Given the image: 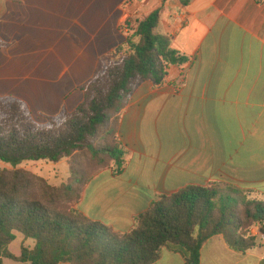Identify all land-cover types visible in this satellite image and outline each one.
Wrapping results in <instances>:
<instances>
[{"label": "crops", "instance_id": "obj_1", "mask_svg": "<svg viewBox=\"0 0 264 264\" xmlns=\"http://www.w3.org/2000/svg\"><path fill=\"white\" fill-rule=\"evenodd\" d=\"M156 11V32L187 60L136 87L120 114L119 173L101 171L76 206L117 233L187 186L221 184L264 201V0H0V97L25 103L41 124L79 106L86 85L125 49L126 15L140 23ZM27 243L17 235L8 250L19 256ZM155 264L183 261L163 251ZM199 264H264V251L237 253L214 236Z\"/></svg>", "mask_w": 264, "mask_h": 264}, {"label": "trees", "instance_id": "obj_2", "mask_svg": "<svg viewBox=\"0 0 264 264\" xmlns=\"http://www.w3.org/2000/svg\"><path fill=\"white\" fill-rule=\"evenodd\" d=\"M159 12L133 23L125 49L112 55L84 89V100L36 123L28 106L0 97V163L67 161L70 177L53 187L29 172L0 170V264H155L163 251L183 264H199L202 247L221 236L230 250L257 246L251 230L264 237V201L221 184L187 186L159 196L135 218L128 233L82 215L76 206L85 187L114 165L119 173L125 150L117 132L120 114L136 87L160 83L171 65H182L169 40L156 32ZM5 45L0 42V49ZM17 235L32 240L19 256L8 247Z\"/></svg>", "mask_w": 264, "mask_h": 264}, {"label": "rangeland", "instance_id": "obj_3", "mask_svg": "<svg viewBox=\"0 0 264 264\" xmlns=\"http://www.w3.org/2000/svg\"><path fill=\"white\" fill-rule=\"evenodd\" d=\"M133 23H131L132 26ZM132 27H130L131 29ZM33 118V117H32ZM36 123L41 124L39 121L33 119ZM13 169L17 170H23L26 172H29L30 174L43 179L48 185L53 187H59L61 185H64L68 178L70 177V173L67 166L66 160H61L58 163H52L45 160L40 161H24L21 164L17 166H12L9 164L0 163V170H8L12 171ZM107 172L104 173L102 176H106ZM102 178V177H100ZM93 180V179H92ZM92 180L89 182V186L87 185L83 191V194L91 193L95 191L96 185L95 181L92 182ZM255 229V228H254ZM256 237H257V248L259 246H262V250L264 251V240L259 235L257 228H256ZM22 242V241H20ZM24 242V241H23ZM27 244H34L32 240H27ZM14 244H20L19 242H16ZM22 244V243H21ZM11 249L14 251V249H17L16 246H12Z\"/></svg>", "mask_w": 264, "mask_h": 264}, {"label": "built area", "instance_id": "obj_4", "mask_svg": "<svg viewBox=\"0 0 264 264\" xmlns=\"http://www.w3.org/2000/svg\"><path fill=\"white\" fill-rule=\"evenodd\" d=\"M129 19L130 18L126 15L119 25V30L124 33L126 37L130 36L131 34V22ZM262 239L264 240V237H262Z\"/></svg>", "mask_w": 264, "mask_h": 264}]
</instances>
